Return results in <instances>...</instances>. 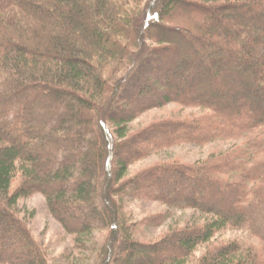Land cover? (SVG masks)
<instances>
[{
    "label": "trees",
    "instance_id": "trees-1",
    "mask_svg": "<svg viewBox=\"0 0 264 264\" xmlns=\"http://www.w3.org/2000/svg\"><path fill=\"white\" fill-rule=\"evenodd\" d=\"M169 102L203 112L125 129ZM214 139L243 141L126 171ZM33 193L66 264H264V0H0V264H52L16 209ZM127 194L205 217L138 237L163 214Z\"/></svg>",
    "mask_w": 264,
    "mask_h": 264
},
{
    "label": "rangeland",
    "instance_id": "rangeland-1",
    "mask_svg": "<svg viewBox=\"0 0 264 264\" xmlns=\"http://www.w3.org/2000/svg\"><path fill=\"white\" fill-rule=\"evenodd\" d=\"M201 112L203 110L199 108L180 106L179 104L169 102L140 113L125 124V129L133 131L160 119L190 118ZM242 141L243 139H214L204 143H176L165 148L150 151L145 157L135 160L126 171L132 172L161 160H177L185 163L197 162L204 159L211 152L219 153L227 151L233 145H238ZM123 202L132 220L138 219V217L144 214H154L156 212L163 214V218L159 224L145 225L136 229L137 236L142 238L154 236L167 226L200 222L205 217V214L195 209L167 206L150 199H136L128 194L123 196ZM16 209L20 216L23 217L30 234L47 249L52 264H66L67 258L76 252L73 247V237L65 233L59 222L50 215L43 196L39 193H33L19 198L16 202ZM240 235L241 232L239 231L225 230L216 237L229 239Z\"/></svg>",
    "mask_w": 264,
    "mask_h": 264
}]
</instances>
